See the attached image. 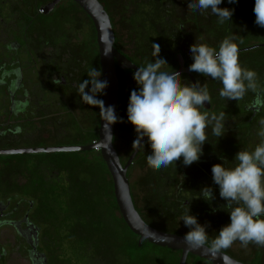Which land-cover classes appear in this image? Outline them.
I'll list each match as a JSON object with an SVG mask.
<instances>
[{
  "label": "flooded vegetation",
  "instance_id": "flooded-vegetation-1",
  "mask_svg": "<svg viewBox=\"0 0 264 264\" xmlns=\"http://www.w3.org/2000/svg\"><path fill=\"white\" fill-rule=\"evenodd\" d=\"M54 1L0 0V103H2V112L5 117L2 134L9 140L20 141L24 140L23 135L27 136L26 139L31 138V132L35 127L43 129L45 133L51 129L49 131L59 130V133L63 134L65 129L72 126L71 128L75 127V129L80 130L82 136L78 139L80 144L75 146H88L99 141V134L96 141H91L88 134L89 130L92 129L90 128L92 125L89 122L90 119L93 123L98 120L99 129L97 128V131H100V109L98 106L93 107L84 104L76 85L89 79L87 73L92 68L101 72L100 79L103 80L97 35L94 42H90L89 31L85 32L82 28L91 19L73 0H63L51 12L45 11V8ZM132 1L135 19L138 22V31L146 32L147 25H149L151 30H155L156 33L164 32L166 35L168 50L170 51L169 60L175 58L173 61L176 68L172 72L183 70L181 74L182 84L191 85L197 81L201 83V74L189 71V66L194 62L190 53L191 45L196 42L203 43L218 50L220 43L226 37H233V42L239 48V54H247L239 57L240 64L257 73V82L260 88L264 89V51H259L264 50V28L255 24L253 12L255 0H238V3L233 4L228 3V0H223L220 5L221 8L234 9L231 21L226 20L223 23H219L218 17L213 15L210 10L204 13L199 10H189L188 3L190 0ZM65 2L68 3L69 7L78 8L79 11L74 13L63 12L62 7ZM141 10L146 13L143 18L142 13H140ZM156 20H160V22L156 23ZM74 22L77 26H72ZM159 25L164 27L161 28ZM115 47L137 67L147 65L148 58L143 53L128 54L117 47V42ZM117 73L119 78V105L118 121L114 131V146L117 137L116 129L123 113L122 108H120L121 96L125 93L127 96L131 94L133 89H136L131 86L124 89L120 79V76L125 75L134 80L133 71L117 66ZM54 78L59 83L54 82ZM207 81L210 82V78L207 77ZM90 90L91 85L89 84L86 91L91 94ZM97 99L103 100V93L98 94ZM253 100L254 97L251 102ZM241 102L240 100H232L231 102V110H233L231 114L239 117L236 121H232L236 122L232 129L226 131L224 128L227 135L229 131L243 124L242 117L245 121L246 118H249L248 122H250L253 115L258 117L264 113V108L258 113L250 111L249 107L242 109ZM210 105L209 110L203 108L205 112L212 111V104L210 103ZM239 111L243 114H240ZM246 115L248 116L245 117ZM230 137L231 139L226 141L228 145H232L234 142L232 136ZM148 145L146 138L135 159L139 158ZM137 148L133 150L131 156ZM38 155L42 154L32 156ZM200 160H203L202 157ZM203 161H206V165L212 164L209 158ZM190 167H194L202 174H207V171H203L193 164ZM204 170L206 169L204 168ZM36 174L38 176L29 179L27 183L13 184L11 187L3 186L0 189V264H10L13 257L20 254L18 248L24 252L28 264L81 263L78 260H83L85 264H103V257H100L102 262L100 259L94 260V256L90 260V252L72 251L65 253L55 250L53 245L49 249L46 248L44 245V227L35 218L36 210L40 205L34 197H28L25 194L27 186H35V184L40 183L41 177L39 173ZM207 175L209 177L202 184H198L193 178L187 176L185 184L189 186L188 194L193 195L197 204L204 203L207 206L206 214L212 216L211 211L217 210L218 201L216 198L207 201L202 198L200 192L204 187H212L216 197L219 195V186L214 184L211 175ZM64 187V184L56 183L54 190L66 191V195H68V188ZM61 200L64 199L61 198ZM186 204L188 205V203ZM67 206L73 205L67 204ZM7 231H14L15 238L19 241L16 250L10 248ZM72 234L70 235L71 238H73ZM35 242L38 245H35L36 248L34 249L32 243ZM223 253L228 254L225 251ZM64 254L68 255V258L64 257Z\"/></svg>",
  "mask_w": 264,
  "mask_h": 264
},
{
  "label": "rangeland",
  "instance_id": "rangeland-1",
  "mask_svg": "<svg viewBox=\"0 0 264 264\" xmlns=\"http://www.w3.org/2000/svg\"><path fill=\"white\" fill-rule=\"evenodd\" d=\"M99 1L111 17L118 48L128 54L141 52L148 58L149 63L155 62L156 59L152 56V44H159L161 47L160 58L165 59L168 64L164 65L161 70L171 73L176 68L173 61L175 58L169 60L170 51L168 50L169 46L164 32L158 34L155 30H151L149 25H147L146 32L138 31V22L135 19L132 0ZM62 11L74 13L79 10L78 8L69 7L68 3L65 2ZM140 13H142V18L146 16L144 10H141ZM65 17L67 18V16ZM158 21L160 22V20ZM72 26L77 25L74 22ZM159 26L161 28L164 27L163 25ZM82 30L85 32L89 31L90 42H94L96 33L91 20L84 24ZM245 55L247 54H239V57ZM120 79L124 89L129 86L138 89L137 83L130 76L123 75L120 76ZM203 83H207L211 96L212 111L208 112L209 116L212 114L219 115L221 112L225 113L224 128L226 131L232 129L233 124L236 123L232 121H236L239 116L235 117L231 114L233 113V110H231L232 100L222 99L219 96L222 84L211 78L210 82H208L207 77L201 75V84ZM252 95L254 97V93L248 91L244 98L240 100L242 101L240 104L242 109L248 107L247 105L253 98ZM129 98L130 94L126 96L125 93L121 96L122 103L120 108H122L123 113L119 118L116 129L115 146L123 164L128 162L134 150L133 141L137 137L134 126L128 122L126 115ZM2 111L3 106L0 103V150L63 147L80 144L78 139L82 137L81 131L75 129V127L71 128L72 126L65 129L63 134H60L59 130L49 131L51 129H48V132L45 133L43 129L35 127L31 132V138L26 139L27 136L23 135L24 140H9L2 134L4 132L3 124L5 118ZM201 112H205V110L202 108ZM239 113L243 114L241 111ZM242 118L243 124L229 131L228 135L224 130L221 137L214 136L212 128L209 126L206 129L208 139L202 146L201 157L203 160L211 159L212 164L206 165V161L199 160L194 162L193 165L203 171H207L206 173L212 176L211 169L213 165L223 164L226 168H233L237 163L234 159L235 155L240 150H254L264 140L258 135L261 130L259 121L264 118V113L258 117L253 115L250 122H248L249 118H246V121L244 117ZM89 122L92 123L90 126L92 129L89 130L88 137L91 141H96L99 134L97 131V128L99 129L98 120L93 123L90 119ZM229 135L234 140L232 145H228L226 142L231 139ZM237 141L240 142L238 143ZM151 152L152 149L149 144L144 148L139 158L135 159L129 170L133 201L142 219L153 228L162 232L184 236L191 230L181 221L182 215L189 211L185 207V204L188 203L190 214L196 216L201 225H210L206 228V231L209 235V240L213 239L218 235L222 227L231 222L230 213L223 207L227 202L220 195H217L215 197L218 201L217 210H212V216H208L206 214L207 206L204 203L197 204L196 200L193 199V195L188 194L189 186L185 184L187 176L193 178L198 184H202L209 176L202 174L194 167L185 166L182 157L176 164L173 163L166 168L154 170L147 163V156ZM36 173H39L40 177L45 180L47 189H55L56 183H62L69 191L64 200L65 203H63L61 208L56 209L58 222L60 224L64 223L62 225L64 227L60 231L61 234L57 235L56 232L52 231V236L49 237L48 234L45 235L44 233V240L49 242L50 247L53 245L55 250L65 253L72 251L90 252L91 254L89 255L96 256L94 260L98 261L99 259L101 260L100 257H103V264H179L180 256L165 254L150 246H143L139 238L129 230L119 212L114 194L113 180L99 151L43 154L38 156H0V189L3 186L11 187L13 184L21 185L24 182L27 183L29 179L38 176ZM81 191L84 197H82L83 200L80 202L87 201L90 208L72 212L67 203L73 204L76 200V193H81ZM70 212L75 217L69 223H65ZM69 227L70 229L68 230ZM7 233L10 248L16 250L19 246V241L15 238L14 231H7ZM71 233H73V238L70 237ZM44 245L48 249L45 243ZM21 251L18 248L20 254L14 256L10 264H28L24 252ZM224 251L242 263L264 264V247H258L255 244H249L247 248H244L237 241ZM64 257L68 258V255L64 254ZM78 261H81V263L76 264H85L83 260ZM187 264L210 263L190 259Z\"/></svg>",
  "mask_w": 264,
  "mask_h": 264
},
{
  "label": "clouds",
  "instance_id": "clouds-1",
  "mask_svg": "<svg viewBox=\"0 0 264 264\" xmlns=\"http://www.w3.org/2000/svg\"><path fill=\"white\" fill-rule=\"evenodd\" d=\"M223 0H190L188 9L201 13L211 11L218 22L231 21L234 9L221 8ZM238 3V0H228ZM253 12L255 24L264 28V0H255ZM108 37L105 36V40ZM233 37H226L218 50L203 43L190 46L193 63L189 71L217 80L222 84L219 96L226 100H241L252 91L254 100L248 105L250 111L258 113L264 108V89L257 82V73L244 68L239 61V48ZM155 62L139 67L134 72L138 89H133L127 106V119L134 126L137 138L133 149L141 146L147 138L152 152L147 156L149 167L154 170L166 168L183 158V164L190 166L198 162L202 146L208 139L206 129L211 126L212 134L223 136L225 113L219 115L201 112L205 102L211 103L207 83L199 81L191 85L181 83V74L176 71H162L167 61L160 58L161 47L152 44ZM112 47H105L108 56ZM89 79L76 85L84 104L98 106L101 119L106 121L105 129L118 121L114 106L105 107L97 95L108 87L107 80H101V72L92 68ZM54 82L59 83L54 78ZM91 85L90 93L86 89ZM258 135L264 138V118L259 121ZM236 166L226 168L223 164L212 166V179L219 186V195L227 203L223 207L230 213V223L221 228L218 235L209 240L206 228L189 210L181 217L185 226L191 229L183 236L189 249H203L213 257L239 241L247 248L249 244L264 247V140L254 150H240L235 155ZM201 196L207 201L215 199L212 187H204Z\"/></svg>",
  "mask_w": 264,
  "mask_h": 264
},
{
  "label": "water",
  "instance_id": "water-1",
  "mask_svg": "<svg viewBox=\"0 0 264 264\" xmlns=\"http://www.w3.org/2000/svg\"><path fill=\"white\" fill-rule=\"evenodd\" d=\"M61 1L63 0H55L52 4L45 8V11L51 12ZM73 1L81 7L94 24L100 52L102 76L103 80L108 81V87L103 93V101L105 107L114 106L115 113L117 115L119 105V78L117 66L133 72H135L139 67H137L116 49V37L111 17L101 2L99 0ZM105 36L108 37L107 40H105ZM107 46L112 47V52L110 55L105 56L104 51ZM178 72L182 74L183 70ZM210 108V103L206 101L204 109L209 110ZM106 123V121L101 119L99 141L88 146L0 150V156L85 153L100 151L103 161L105 162L113 180L114 194L119 212L128 228L136 236L140 237L141 242L147 241L158 247L181 252L179 264H187L189 255L203 259L210 264H245L223 252L219 256L213 257L203 249H189L183 241V236L159 231L148 225L142 219L135 207L128 178V170L133 164L142 145L138 146L127 164L123 165L113 141L116 123L110 125V133L105 129Z\"/></svg>",
  "mask_w": 264,
  "mask_h": 264
},
{
  "label": "trees",
  "instance_id": "trees-1",
  "mask_svg": "<svg viewBox=\"0 0 264 264\" xmlns=\"http://www.w3.org/2000/svg\"><path fill=\"white\" fill-rule=\"evenodd\" d=\"M86 153H90V152H86ZM102 160H103V158H102ZM39 181H40V183H38L39 185L35 184V186L34 185L27 186L26 190H25V194L28 197H32V198L34 197L36 199V201L38 202V204L40 205L38 210H36L35 218H37V220L40 221V224L44 227L45 235L48 234V236L51 237L52 236V231L56 232L57 235H60L61 234L60 231L63 229L64 226H62V225L64 223L60 224V222H58L59 219H58V216L56 214V209L61 208L63 203H65L64 200L66 199V194L67 193H66V191H62V190H60V191L56 190L55 191L54 189H47V187L45 185V182H44L45 180L42 177H41V179H39ZM31 187H33V188H31ZM81 193H82V191H81ZM81 193H76V198H75L76 200H75V202L73 204L70 203V202L67 203V204L73 205V206H68L69 209L72 210V212L90 208V206H88L89 203L87 201L86 202H80L81 200H83L82 197H84L83 193L82 194ZM61 198L64 199V200H61ZM72 212H70L69 217L66 218V222L65 223H69L71 219H74L75 216H72ZM136 237L139 238V236H136ZM44 242L48 246V249H49L50 248L49 242H46V241H44ZM35 245L37 246L38 243H36V242L32 243V246H33L34 249L36 248ZM144 245L145 246H150V247L158 250L159 252H163L165 254L167 253V254H170V255H175V256H180L181 257V252H179V251H173V250H170V249H167V248L158 247V246H155V245H153V244H151V243H149L147 241L143 242V246ZM89 256H91L89 258H90V260H92L93 259V255H89ZM94 257H96V256H94ZM190 259L207 262V261H205L203 259H200V258L192 256V255H189L188 261ZM207 263H209V262H207ZM174 264H178V263H174Z\"/></svg>",
  "mask_w": 264,
  "mask_h": 264
}]
</instances>
